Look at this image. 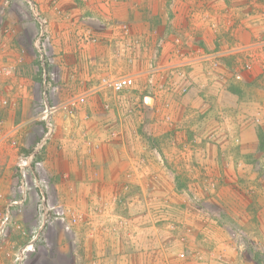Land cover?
<instances>
[{"label":"rangeland","instance_id":"obj_1","mask_svg":"<svg viewBox=\"0 0 264 264\" xmlns=\"http://www.w3.org/2000/svg\"><path fill=\"white\" fill-rule=\"evenodd\" d=\"M207 2L182 0L178 8L166 0L161 15L140 8L133 28L128 25V59L117 55L127 63L107 76H130L133 84L116 94L101 87L104 76L94 87L61 81L41 0L31 6L47 21L44 65L34 48L38 28L30 5L0 0V32L13 43V32L24 30L37 85L50 84L44 97L39 83L38 99L20 118L26 132L8 136L11 144L0 135V144L13 150L0 147L7 181L0 187V264H18L16 257L21 264H231L227 256L235 264L248 257L264 264V202L250 189L246 209L245 200L234 199L251 177H262L255 190L263 188L264 53L258 44L264 26H247L248 41L234 32L222 40L218 19L204 23ZM141 21L149 22L144 37ZM205 30L215 36L212 48L200 43ZM81 39L96 42L91 33ZM84 74L71 70L70 78ZM11 99L0 89V113ZM45 106L55 109L43 119ZM37 146L45 201L32 193L13 205L17 155ZM243 209L259 239L234 225L226 232L227 212L241 219Z\"/></svg>","mask_w":264,"mask_h":264},{"label":"crops","instance_id":"obj_2","mask_svg":"<svg viewBox=\"0 0 264 264\" xmlns=\"http://www.w3.org/2000/svg\"><path fill=\"white\" fill-rule=\"evenodd\" d=\"M41 1L44 3L43 9L50 22L54 53L57 54V66L62 72L61 81L71 86L94 87L98 83V77L111 76L115 74L116 70H119L122 60L117 56L119 53L127 56L128 59V47L124 48L126 44L128 45V38H130L128 37V25L130 24L132 27L135 24L131 22V19L133 17L135 19L139 18L140 8H149L151 10V7H153L152 13L156 10V14L159 11L161 15L166 0H161L160 4L156 0H81L79 4L74 3L73 0ZM174 1L176 2L174 3L175 7H184L182 0ZM207 6L206 11L208 12L206 15H208V18H205L204 23L207 24L218 19L217 22L221 23L220 27L222 28L219 37L222 40L234 32L236 37L238 35L239 40L242 37L248 41L251 31L249 29L246 30L247 26L252 25L254 28L264 26V16L261 14V8H264V0H208ZM250 8L252 9L250 10ZM73 18H75L74 22L72 21ZM250 19H252L251 23L249 22ZM141 24V26L144 25V31L142 32L144 37L146 35L144 33L148 34L149 32L147 28L149 22L145 25V22L141 21ZM102 27L105 29L102 30ZM133 30L135 31V29ZM23 31L16 30L13 32L14 39L17 40L13 43L8 41L12 37L9 33L0 32V70H2L1 67H4L10 73L9 76L6 74L0 75V89L5 95L11 97L10 101L11 103L13 102V105H10L0 113V116L2 115L1 124H3L0 127V135L6 141L9 139L8 136L15 135L18 138L20 134H16V131L19 129L21 133L26 132L27 126L23 125L22 120H19L31 110V105L38 99L36 87L41 82L40 88L42 87L44 92V79L43 81H38L37 85L34 74L37 61L33 50H30L28 46V49L25 48L26 45L22 39L24 36ZM258 31L261 30L258 29ZM85 33L93 34L96 42L83 45L81 38L82 34L84 35ZM201 36L200 43L203 41L205 47L212 48L215 36L209 34L206 30L205 34L203 32ZM198 39L200 38L198 37ZM198 39L195 38L196 41ZM127 59L121 63H127ZM82 68L85 71L83 77L77 78L78 80L70 78L71 70L80 71ZM199 70L201 71V69L196 68V71ZM65 71L69 73L65 74ZM12 142L14 141H11L10 144ZM2 146L5 147V144H0V147ZM5 150H10V148L5 147ZM9 152L12 155L11 152L13 150L11 149ZM19 155H17V158ZM0 157H2V154ZM1 166H3L2 162H0V187H3V183L6 184L7 181L4 180V176H1ZM261 178L251 177L250 179L252 180L246 183L249 188L245 186L246 188L244 187L243 189H246V191H243L241 195L236 193V198L234 199L237 201L245 200L246 202L252 199L250 195L245 194V192L249 194L248 190L250 189L253 198L261 199L263 203L264 181L262 183L263 188L255 190L257 187L255 182L259 183ZM15 193L17 194V192ZM248 204L249 202L245 205V209ZM245 209L240 214L241 219L238 218L239 214H235L234 218L230 212H227V224L226 226L224 225V228L227 232L229 231L227 229L229 228L228 226L234 225L239 231H245L247 236L251 238L254 236L259 239L256 233L258 229L255 231L253 227L246 223L250 216ZM259 234L264 237V226L260 227ZM206 252L208 254H205L204 259L211 263L212 254L207 250ZM226 258V262L235 264L233 259L228 256ZM236 263L257 264L251 257L245 258L242 262L236 260Z\"/></svg>","mask_w":264,"mask_h":264},{"label":"built area","instance_id":"obj_3","mask_svg":"<svg viewBox=\"0 0 264 264\" xmlns=\"http://www.w3.org/2000/svg\"><path fill=\"white\" fill-rule=\"evenodd\" d=\"M28 5H30L31 12L33 13V22L36 24L38 28V34L37 38L34 42V48L37 50L40 62L42 65L46 63V60L44 61V50L48 43V30H47V21L36 12V10L31 6V0H23ZM260 48L263 49L264 53V40L258 44ZM101 87L109 89L111 92L119 94L124 92L125 90L129 89L133 84V79L130 76H122V77H104L100 81ZM46 86L50 87L49 82H46V79H44V97L46 92ZM46 100V98H45ZM54 107H48L45 106V109L43 110V119H45L47 116L52 114L54 112ZM41 146L35 147L31 152L20 154L16 160L15 164V173H16V192L17 196L19 198L18 202H13V205H16V203L23 202L28 195L34 193V195L37 198H40L41 202L45 201L46 196V180L43 178V176L40 173V167L41 162L38 160V155L40 154ZM11 204V205H12ZM41 204V203H40ZM9 207V206H8ZM8 208L6 211V214L8 215ZM7 220V217H5L2 224L5 223ZM68 230V226L65 228ZM3 232V228L0 227V235ZM29 247L27 246L23 250H21V253H24L27 251ZM22 255V254H21ZM20 255V256H21ZM23 260L22 257H16L15 261L18 262V264H21V261Z\"/></svg>","mask_w":264,"mask_h":264}]
</instances>
